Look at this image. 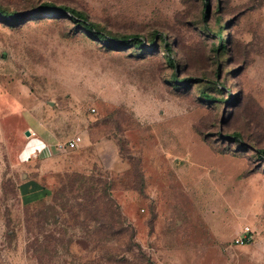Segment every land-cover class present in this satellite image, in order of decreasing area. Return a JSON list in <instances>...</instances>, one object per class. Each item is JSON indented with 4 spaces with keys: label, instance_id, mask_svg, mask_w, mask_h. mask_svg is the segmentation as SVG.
Here are the masks:
<instances>
[{
    "label": "rangeland",
    "instance_id": "1",
    "mask_svg": "<svg viewBox=\"0 0 264 264\" xmlns=\"http://www.w3.org/2000/svg\"><path fill=\"white\" fill-rule=\"evenodd\" d=\"M0 8V264H264V0Z\"/></svg>",
    "mask_w": 264,
    "mask_h": 264
},
{
    "label": "trees",
    "instance_id": "2",
    "mask_svg": "<svg viewBox=\"0 0 264 264\" xmlns=\"http://www.w3.org/2000/svg\"><path fill=\"white\" fill-rule=\"evenodd\" d=\"M42 7L48 8L47 12L49 14H58L60 12H67V15L72 20L80 21L82 23V25L84 26V29L86 31H88L92 35H95L99 39L103 40L110 47L116 48V47L125 45V44L130 42L129 40H132L131 42H134V43L139 44L141 46L144 45L142 37H139L138 35H135V34L127 35V36L120 37V38L109 37L105 33H102L99 30H97L95 24L91 20H89L86 15H84L83 13L77 12L74 9L68 10V9H66L67 7L54 6L48 2L43 3ZM21 15H24V13L23 14L17 13V12L12 13V12H8V11L0 8V18H3L4 20L9 18L10 16H21ZM159 38L164 39V36L159 34ZM164 46L166 47V50H168V45H167L166 41H164ZM225 46L226 45L223 42H221L219 44V48H221V49H224ZM235 138H238V136L235 135ZM261 153H262V155H264V150H261Z\"/></svg>",
    "mask_w": 264,
    "mask_h": 264
},
{
    "label": "built area",
    "instance_id": "3",
    "mask_svg": "<svg viewBox=\"0 0 264 264\" xmlns=\"http://www.w3.org/2000/svg\"><path fill=\"white\" fill-rule=\"evenodd\" d=\"M30 135H34V132L31 131ZM81 140L82 139H81L80 135H74L69 140H67L66 147L69 149L76 148L81 143ZM252 238L253 237H252L251 233L249 232V229L246 228V229H244V235L241 237H236L234 239V243L237 245L247 244V243L251 242Z\"/></svg>",
    "mask_w": 264,
    "mask_h": 264
},
{
    "label": "water",
    "instance_id": "4",
    "mask_svg": "<svg viewBox=\"0 0 264 264\" xmlns=\"http://www.w3.org/2000/svg\"><path fill=\"white\" fill-rule=\"evenodd\" d=\"M26 134H29V132H28V131H26Z\"/></svg>",
    "mask_w": 264,
    "mask_h": 264
},
{
    "label": "crops",
    "instance_id": "5",
    "mask_svg": "<svg viewBox=\"0 0 264 264\" xmlns=\"http://www.w3.org/2000/svg\"><path fill=\"white\" fill-rule=\"evenodd\" d=\"M41 144V143H40ZM46 150V149H45Z\"/></svg>",
    "mask_w": 264,
    "mask_h": 264
}]
</instances>
